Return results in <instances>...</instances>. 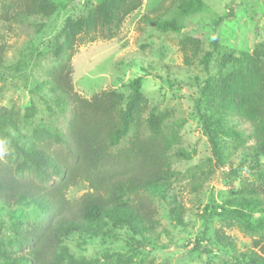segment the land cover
Returning a JSON list of instances; mask_svg holds the SVG:
<instances>
[{
    "label": "rangeland",
    "instance_id": "obj_1",
    "mask_svg": "<svg viewBox=\"0 0 264 264\" xmlns=\"http://www.w3.org/2000/svg\"><path fill=\"white\" fill-rule=\"evenodd\" d=\"M53 1L57 11L50 17L24 18L10 29L2 17L3 6L12 4L14 11L18 1L0 0V45L6 57L0 63V111L20 115L19 131L11 133L5 152L20 162L16 146L27 149L33 134L43 132L38 126L44 135L68 129L72 105L61 101L46 81L47 75L65 59L56 45L67 21L86 18L105 0ZM145 17L152 21L146 22ZM155 21H172L179 29L161 31ZM215 33L224 48L213 53L205 69L203 58L213 50ZM182 43L191 46L190 63L185 62ZM74 49L70 62L74 90L87 99L116 92L126 101L130 82L143 77L145 116L153 111L165 117L174 175L164 192L166 200L161 197L162 189L148 192L156 200L158 223L145 238L118 227L109 237L90 238L75 232L64 244L77 256L95 260L94 264H117V253L131 257L128 264H232L235 250L222 245L219 236L233 242L237 254L264 239L262 208L227 204L264 177V155L250 135L252 129L234 120L233 110L219 114L215 104L220 93L210 89L201 107H211L215 118L223 122L224 128L218 129L225 148L221 166L196 110L200 90L210 77L220 87L222 80L232 81L233 60L241 54L264 58V0H142L141 8L125 20L115 38L78 44ZM31 107L34 115L28 110ZM88 190V184L81 182L69 190L68 198L77 201ZM41 218L29 205L9 210L0 205V257L18 253L15 232ZM108 255L113 257L108 259Z\"/></svg>",
    "mask_w": 264,
    "mask_h": 264
},
{
    "label": "trees",
    "instance_id": "obj_2",
    "mask_svg": "<svg viewBox=\"0 0 264 264\" xmlns=\"http://www.w3.org/2000/svg\"><path fill=\"white\" fill-rule=\"evenodd\" d=\"M17 1L14 11L12 4L3 6L2 17L10 29L24 18L46 19L57 11L53 0H14ZM141 6L142 0H105L86 18L67 21L56 45L58 54H66L65 59L48 73L46 81L64 104L72 105L69 127L63 132L44 135V129L38 126L43 132L33 134L27 149L16 146L21 162L6 152L5 159L0 157V205L7 210L29 205L42 215L39 223L15 232L19 252L1 255L0 264H94L95 260L74 254L64 244L65 238L75 232L90 238L109 237L118 227H126L145 238L158 223L156 200L148 192L162 189L161 197L167 199L164 192L174 175L172 139L164 126V115L159 118L152 111L149 117L145 116L143 77L130 82V96L126 101L116 92H102L87 99L74 90L70 64L75 54L74 46L98 39L112 40L125 20ZM143 20L152 21L147 17ZM154 24L161 31L179 29L172 21H155ZM212 45L213 50L203 58L205 69L209 68L213 53L224 48L217 33ZM189 47L187 43L181 45L186 63L191 61ZM193 54H197L196 48ZM262 56L241 54L233 60L232 81L222 80L217 87L210 77L196 100V110L221 166L224 165L225 148L218 129H223L224 125L215 118L211 107L202 108L201 102L212 88L220 93L215 104L217 112L233 110L234 120L248 123L252 129L250 135L264 155ZM5 61V48L0 45V63ZM28 110L34 115V108ZM19 118V113L13 110L0 111V139L5 141V146L12 140L11 133L19 131ZM127 137V144L121 145ZM81 182L87 183L89 190L73 202L68 192ZM227 204L253 205L264 210V177ZM172 217L181 223L180 218ZM218 240L235 250L232 264H243V260L247 264H264V239L256 240L252 249L239 254L227 237L219 236ZM115 255L117 264H128L132 259L122 253ZM111 257L113 255L106 256Z\"/></svg>",
    "mask_w": 264,
    "mask_h": 264
},
{
    "label": "clouds",
    "instance_id": "obj_3",
    "mask_svg": "<svg viewBox=\"0 0 264 264\" xmlns=\"http://www.w3.org/2000/svg\"><path fill=\"white\" fill-rule=\"evenodd\" d=\"M5 153V141L0 139V157H3Z\"/></svg>",
    "mask_w": 264,
    "mask_h": 264
}]
</instances>
